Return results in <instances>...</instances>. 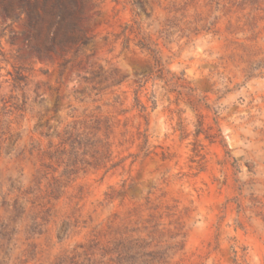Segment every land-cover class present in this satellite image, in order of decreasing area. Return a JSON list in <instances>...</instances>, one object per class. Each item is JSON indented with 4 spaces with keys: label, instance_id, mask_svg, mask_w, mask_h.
Returning a JSON list of instances; mask_svg holds the SVG:
<instances>
[{
    "label": "clouds",
    "instance_id": "obj_1",
    "mask_svg": "<svg viewBox=\"0 0 264 264\" xmlns=\"http://www.w3.org/2000/svg\"><path fill=\"white\" fill-rule=\"evenodd\" d=\"M96 12L46 84L0 55V264H264V0Z\"/></svg>",
    "mask_w": 264,
    "mask_h": 264
},
{
    "label": "trees",
    "instance_id": "obj_2",
    "mask_svg": "<svg viewBox=\"0 0 264 264\" xmlns=\"http://www.w3.org/2000/svg\"><path fill=\"white\" fill-rule=\"evenodd\" d=\"M93 7L98 12L97 0H0V16L20 21L25 13L20 37L11 44L20 40L37 55L53 57L86 40L82 25Z\"/></svg>",
    "mask_w": 264,
    "mask_h": 264
},
{
    "label": "rangeland",
    "instance_id": "obj_3",
    "mask_svg": "<svg viewBox=\"0 0 264 264\" xmlns=\"http://www.w3.org/2000/svg\"><path fill=\"white\" fill-rule=\"evenodd\" d=\"M113 3L114 0H97L98 12H96V14H102L105 11L110 14ZM9 21H11V23H8ZM0 25H4V27L0 28V36H3L5 30H7L9 33H12L7 39H0L3 47L0 55H3L8 51L10 45H13L11 44L12 37H20L19 34L24 28V21H15L14 19H8L7 17L0 16ZM103 30L104 25L101 24L97 28V31ZM14 46H18L23 59L32 58L28 61L18 62V64L14 67L13 71L15 72V81L17 83L25 80L26 78H31L37 81V86L39 87L41 84L48 83L52 75L60 71L58 63L43 62L44 59H51L52 57L37 55L27 46V43H23L18 40ZM12 74L13 73L11 72L9 73L10 76Z\"/></svg>",
    "mask_w": 264,
    "mask_h": 264
}]
</instances>
